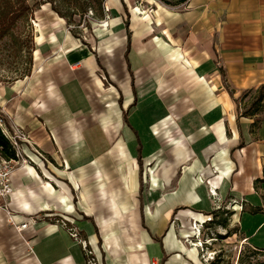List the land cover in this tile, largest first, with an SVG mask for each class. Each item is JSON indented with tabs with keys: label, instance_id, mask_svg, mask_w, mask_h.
<instances>
[{
	"label": "crops",
	"instance_id": "obj_1",
	"mask_svg": "<svg viewBox=\"0 0 264 264\" xmlns=\"http://www.w3.org/2000/svg\"><path fill=\"white\" fill-rule=\"evenodd\" d=\"M181 4L136 15L127 61L61 20L38 29L30 74L0 88L3 132L28 135L8 197L28 223L0 209V264H202L189 228L229 202L262 211L264 110L241 96L264 85V0Z\"/></svg>",
	"mask_w": 264,
	"mask_h": 264
},
{
	"label": "rangeland",
	"instance_id": "obj_2",
	"mask_svg": "<svg viewBox=\"0 0 264 264\" xmlns=\"http://www.w3.org/2000/svg\"><path fill=\"white\" fill-rule=\"evenodd\" d=\"M41 1L26 0L32 7L31 14L20 19L11 34L0 40V88L30 74L36 32L48 23L57 28L58 21H63L62 26L73 33L74 37L94 48L108 64L113 60L115 51L121 47L127 61L124 50L127 45L125 19L129 21L131 29L132 20L137 19L136 15L162 18L166 12L179 11L183 2L104 0L103 13L96 3H92L85 11L69 10V17L66 19L58 16L49 3L39 4ZM241 98L242 103L248 106L251 95L242 94ZM263 114L264 111L261 115ZM262 200V211H247L248 207L242 206L241 210L246 211L239 212L237 218L233 217L230 202L221 204L210 221L198 222L195 229L189 228L185 239L190 247H194L191 243L197 240L209 241L207 248H197V257L202 264H264V194ZM250 201L261 204L260 198H251Z\"/></svg>",
	"mask_w": 264,
	"mask_h": 264
},
{
	"label": "trees",
	"instance_id": "obj_3",
	"mask_svg": "<svg viewBox=\"0 0 264 264\" xmlns=\"http://www.w3.org/2000/svg\"><path fill=\"white\" fill-rule=\"evenodd\" d=\"M103 1L104 0H42L39 4L49 3L52 10L56 12L58 16L67 19L69 17V10L85 11L87 7L92 6V3H96L103 13ZM182 1L184 0H180V2ZM31 11L32 7L26 2V0H0V40L7 34H11V31L13 30L17 22L20 19L27 18L28 15L31 14ZM124 26L127 35V46L125 51L127 53L130 40L129 21L127 19H125L124 21ZM84 44L86 43L84 42ZM249 93L250 92L247 91L244 92L243 95H248ZM250 94L251 101L249 102L248 106L244 105L241 110V115L243 116H252L254 114L261 113L264 110V85H261ZM260 121L261 118L254 120V122L252 123V130H255L257 128ZM0 153L6 158L15 157V148L10 143L9 138L3 133L1 126Z\"/></svg>",
	"mask_w": 264,
	"mask_h": 264
},
{
	"label": "built area",
	"instance_id": "obj_4",
	"mask_svg": "<svg viewBox=\"0 0 264 264\" xmlns=\"http://www.w3.org/2000/svg\"><path fill=\"white\" fill-rule=\"evenodd\" d=\"M3 119L0 117V126L3 124ZM3 131V130H2ZM10 140V143L12 146L15 148V157L11 158H6L1 155L0 153V209L6 210L7 214L9 215V220L10 223L18 230H22L27 226L28 221L24 220L21 222H17L12 219L11 213L8 211V197L12 193L13 188H12V183H11V175L14 171V169L22 165L23 163H27L28 159L22 155V152L20 151V142H27L28 141V135L27 133L23 130L22 127L16 126L13 128V134H8L6 132H3ZM219 208V206H217ZM212 218L209 217L207 218L206 221H210ZM57 222H59L61 225L66 227L70 233V235L81 241V243L84 245V241L80 240L79 238V233L77 231L76 227L68 226V223L66 219L59 218L56 219ZM203 224V223H201ZM188 241V240H187ZM209 241L205 240L203 241H194L191 243L192 246L196 248H200L201 250L203 248H207ZM87 247L84 245V249L86 250L87 255H90L91 252L86 249ZM213 250H211L212 252ZM211 259V258H210ZM88 262L90 264H94V261L92 257H89Z\"/></svg>",
	"mask_w": 264,
	"mask_h": 264
}]
</instances>
